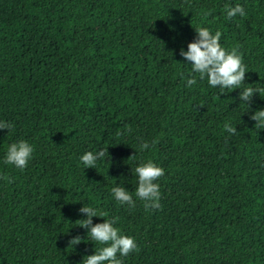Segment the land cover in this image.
I'll return each instance as SVG.
<instances>
[{"label": "trees", "instance_id": "trees-1", "mask_svg": "<svg viewBox=\"0 0 264 264\" xmlns=\"http://www.w3.org/2000/svg\"><path fill=\"white\" fill-rule=\"evenodd\" d=\"M200 27L238 46L241 89L213 88L180 56ZM246 86L264 87V0H0V121L13 125L0 130V264L98 253L83 206L134 239L121 264H264V127L250 118L264 92L246 107ZM21 140L33 147L23 170L4 163ZM106 149L85 169V153ZM148 161L165 174L161 207L146 211L135 168Z\"/></svg>", "mask_w": 264, "mask_h": 264}, {"label": "clouds", "instance_id": "clouds-1", "mask_svg": "<svg viewBox=\"0 0 264 264\" xmlns=\"http://www.w3.org/2000/svg\"><path fill=\"white\" fill-rule=\"evenodd\" d=\"M227 18L231 19L237 15L243 17L246 15L244 9L240 5L235 7L225 6ZM197 39L195 42L188 44L187 52L180 51V56L185 61L191 62L193 73H198L201 80L207 78L208 84L213 88L220 89H241L244 85L245 74L248 72L246 65L242 63L241 55L238 53V46L231 51H226L220 44L222 33L217 31L213 35L208 28L200 27L196 31ZM197 83L195 76L188 79L187 85L192 86ZM264 92V87L253 88L246 86L239 94V100L244 102L247 107L251 103L254 94ZM256 122L255 126L264 127V110L256 111L251 117ZM224 128L229 134H237L236 129L230 124H225ZM12 130L13 125L0 121V130ZM130 131V128H129ZM155 142H153L154 144ZM149 148L147 142L140 144V151ZM33 147L24 140L18 143H12L7 149V154L4 160L5 164L13 165L18 169H25L29 160L32 157ZM108 157L107 149L97 153L87 152L80 159L86 168H95L98 160ZM133 156L129 157L132 158ZM135 173L138 177V187L135 191V196L144 202L145 210L159 209L160 186L155 183L164 176V170L157 167L153 162L148 161L135 168ZM3 179L12 181L7 177ZM112 194L116 201L121 205H128L129 208L135 207L133 196L124 187H113ZM85 213L87 218L79 221L81 227L87 229V236L98 242L102 247L98 253L84 258L82 264H121L120 256H128L133 251H139L134 239L120 234V230L113 225L115 219L104 220L102 224L93 226L92 217H102L105 213L98 212L97 209L83 206L79 210ZM81 243L79 236L74 237L69 241L72 247Z\"/></svg>", "mask_w": 264, "mask_h": 264}]
</instances>
